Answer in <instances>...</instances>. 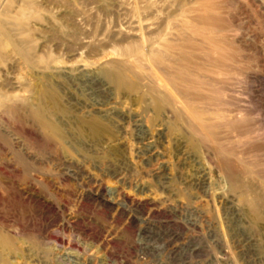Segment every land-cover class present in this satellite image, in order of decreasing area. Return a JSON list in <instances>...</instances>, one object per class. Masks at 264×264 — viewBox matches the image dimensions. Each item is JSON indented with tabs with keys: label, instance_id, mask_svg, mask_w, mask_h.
<instances>
[{
	"label": "rangeland",
	"instance_id": "obj_1",
	"mask_svg": "<svg viewBox=\"0 0 264 264\" xmlns=\"http://www.w3.org/2000/svg\"><path fill=\"white\" fill-rule=\"evenodd\" d=\"M0 264H264V0H0Z\"/></svg>",
	"mask_w": 264,
	"mask_h": 264
}]
</instances>
